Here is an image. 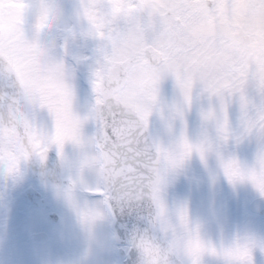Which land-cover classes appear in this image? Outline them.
Here are the masks:
<instances>
[{
    "label": "clouds",
    "instance_id": "9594fccd",
    "mask_svg": "<svg viewBox=\"0 0 264 264\" xmlns=\"http://www.w3.org/2000/svg\"><path fill=\"white\" fill-rule=\"evenodd\" d=\"M0 264H264V0H0Z\"/></svg>",
    "mask_w": 264,
    "mask_h": 264
}]
</instances>
